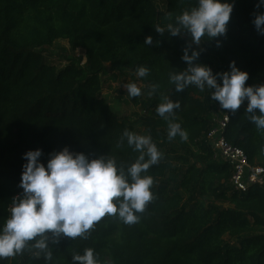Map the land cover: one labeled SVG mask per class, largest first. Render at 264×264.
I'll list each match as a JSON object with an SVG mask.
<instances>
[{"label": "trees", "instance_id": "obj_1", "mask_svg": "<svg viewBox=\"0 0 264 264\" xmlns=\"http://www.w3.org/2000/svg\"><path fill=\"white\" fill-rule=\"evenodd\" d=\"M164 1L160 8L155 0H0V223L22 191V155L29 150L42 149V162L64 147L91 158L134 162L138 153L118 143L124 130L136 133V122L118 118L101 93L107 64L134 75L137 67H147L149 75L137 76V82L147 93L159 85L137 120L162 153L147 173L154 181L152 201L134 224L106 215L86 239L50 244V264H72V255L85 248L94 249L100 264H264V188L239 193L231 187L228 164L213 159L204 138L211 126L209 93L194 86L177 93L169 82L170 72L187 67L181 56L191 38L155 31L196 0ZM256 5L257 0H235L226 35L216 38L219 47L216 39L202 38L196 62L213 73L229 71L235 62L249 74L246 85L264 84V36L252 23L264 8ZM146 36L152 45L144 44ZM59 40L72 52L82 50L83 57L61 69L48 63L43 52ZM165 96L180 104L175 121L187 132L186 141L170 140L167 122L156 113ZM244 107L228 111L224 137L252 166L264 167V130ZM0 264L48 262L25 250Z\"/></svg>", "mask_w": 264, "mask_h": 264}, {"label": "clouds", "instance_id": "obj_2", "mask_svg": "<svg viewBox=\"0 0 264 264\" xmlns=\"http://www.w3.org/2000/svg\"><path fill=\"white\" fill-rule=\"evenodd\" d=\"M235 0H196V6L176 15L166 27L155 26L161 35L167 31L171 37L187 33L191 43L182 49L181 60L187 65L183 71L169 73V82L177 93L189 86L207 91L211 101L222 110L235 113L245 106L249 120L259 130H264V84L246 85L247 72L230 62L229 71L213 73L204 64L197 63L202 49L201 40L223 37L233 12ZM257 8H264V0H257ZM171 18V14H168ZM255 30L264 36V11L254 14ZM145 45H152V36H146ZM217 47L219 40L216 39ZM192 45L197 46L194 50ZM191 53V54H189ZM136 76L144 78L149 69L136 68ZM129 97H139L142 89L136 83L124 85ZM158 84L150 85L149 95L156 93ZM179 102L167 96L156 107V113L167 122V136L188 139L187 132L175 121L174 110ZM126 145L138 153L134 162L118 163L115 156L101 155L91 158L83 152H73L68 147L47 154L42 162V149L29 150L22 155L26 161L18 187L21 193L11 200L6 219L0 223V260L15 257L25 250L34 257L43 256L50 264L53 248L63 238L86 239L94 222L102 217L117 216L125 224H134L152 201L153 177L148 170L161 159L162 153L150 135L124 130L119 146ZM72 264H100L94 249L85 248L74 253Z\"/></svg>", "mask_w": 264, "mask_h": 264}, {"label": "rangeland", "instance_id": "obj_3", "mask_svg": "<svg viewBox=\"0 0 264 264\" xmlns=\"http://www.w3.org/2000/svg\"><path fill=\"white\" fill-rule=\"evenodd\" d=\"M160 8L165 6L164 0H155ZM43 56L48 63L61 69L69 63L70 59H78L83 57V51L77 50L72 52L69 45L64 40H59L53 44L52 47L48 48L43 52ZM113 72H118L114 74ZM137 76L131 71L122 72L118 71L110 64L106 65V71L101 76L102 80V96L105 98L110 105H113L114 100L118 99V102L112 106L113 111L118 118H126L129 121L136 122L135 129L137 134L144 135L143 129L137 123L138 117L143 114L144 104L147 100L148 93L144 90L140 82H137ZM127 83H136L141 89L142 94L139 97H122L124 93H127L124 85Z\"/></svg>", "mask_w": 264, "mask_h": 264}, {"label": "built area", "instance_id": "obj_4", "mask_svg": "<svg viewBox=\"0 0 264 264\" xmlns=\"http://www.w3.org/2000/svg\"><path fill=\"white\" fill-rule=\"evenodd\" d=\"M208 100L211 126L204 138L212 149L213 159L228 164L231 171L229 182L235 191L246 193L253 186L264 188V167L252 166L241 149L225 140L224 133L229 123L228 110H222L219 104L211 101L209 97Z\"/></svg>", "mask_w": 264, "mask_h": 264}, {"label": "crops", "instance_id": "obj_5", "mask_svg": "<svg viewBox=\"0 0 264 264\" xmlns=\"http://www.w3.org/2000/svg\"><path fill=\"white\" fill-rule=\"evenodd\" d=\"M114 74H117L118 72H113ZM125 88V87H124ZM126 96H127V93H124V95L122 96V97H124V98H126ZM114 100V102H113V105L115 104V102H118V99H113ZM113 105H111V107L113 106ZM113 109V108H112ZM121 119V118H120ZM122 119H126V118H122Z\"/></svg>", "mask_w": 264, "mask_h": 264}]
</instances>
